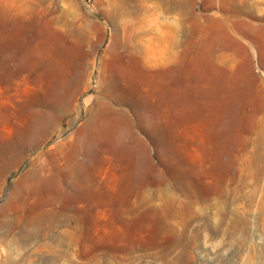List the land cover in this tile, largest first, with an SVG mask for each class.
I'll return each instance as SVG.
<instances>
[{
    "label": "rangeland",
    "instance_id": "obj_1",
    "mask_svg": "<svg viewBox=\"0 0 264 264\" xmlns=\"http://www.w3.org/2000/svg\"><path fill=\"white\" fill-rule=\"evenodd\" d=\"M0 264H264V0H0Z\"/></svg>",
    "mask_w": 264,
    "mask_h": 264
},
{
    "label": "bare ground",
    "instance_id": "obj_2",
    "mask_svg": "<svg viewBox=\"0 0 264 264\" xmlns=\"http://www.w3.org/2000/svg\"><path fill=\"white\" fill-rule=\"evenodd\" d=\"M211 22H216V20H212ZM202 56V55H201ZM203 57V56H202ZM80 166V163L78 162V164L74 165L71 170H70V173H73V172H76L77 169L79 168Z\"/></svg>",
    "mask_w": 264,
    "mask_h": 264
}]
</instances>
